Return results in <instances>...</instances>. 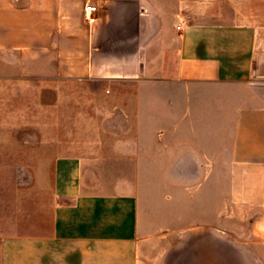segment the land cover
Segmentation results:
<instances>
[{"label": "crops", "instance_id": "0c3cea01", "mask_svg": "<svg viewBox=\"0 0 264 264\" xmlns=\"http://www.w3.org/2000/svg\"><path fill=\"white\" fill-rule=\"evenodd\" d=\"M235 245H264V0H0V264Z\"/></svg>", "mask_w": 264, "mask_h": 264}, {"label": "rangeland", "instance_id": "374dc122", "mask_svg": "<svg viewBox=\"0 0 264 264\" xmlns=\"http://www.w3.org/2000/svg\"><path fill=\"white\" fill-rule=\"evenodd\" d=\"M234 254L235 258L245 257L250 264H254L255 259H264V245H235Z\"/></svg>", "mask_w": 264, "mask_h": 264}, {"label": "built area", "instance_id": "2783aa9c", "mask_svg": "<svg viewBox=\"0 0 264 264\" xmlns=\"http://www.w3.org/2000/svg\"><path fill=\"white\" fill-rule=\"evenodd\" d=\"M96 10H97V7L95 5H92V4L87 5L85 8L86 16H89L90 13H92Z\"/></svg>", "mask_w": 264, "mask_h": 264}]
</instances>
